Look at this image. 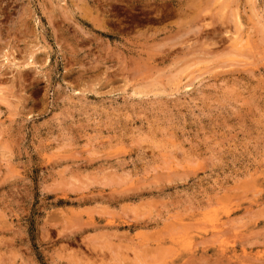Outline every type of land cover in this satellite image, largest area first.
Here are the masks:
<instances>
[{"label": "rangeland", "instance_id": "rangeland-1", "mask_svg": "<svg viewBox=\"0 0 264 264\" xmlns=\"http://www.w3.org/2000/svg\"><path fill=\"white\" fill-rule=\"evenodd\" d=\"M0 264H264V0H0Z\"/></svg>", "mask_w": 264, "mask_h": 264}, {"label": "bare ground", "instance_id": "bare-ground-1", "mask_svg": "<svg viewBox=\"0 0 264 264\" xmlns=\"http://www.w3.org/2000/svg\"><path fill=\"white\" fill-rule=\"evenodd\" d=\"M202 1V0H201ZM210 2V1H209ZM190 4V3H189ZM192 4V3H191ZM159 6V5H158ZM196 5H194L193 7H195ZM165 7H167V6H165ZM186 7V6H185ZM193 7H191V8H193ZM197 7V6H196ZM190 8L188 7V10H189ZM195 9V8H194ZM185 10H187V9H185ZM197 10V9H196ZM205 10V9H204ZM169 11V10H168ZM167 11V12H168ZM192 11H194L193 9H192ZM171 12V11H170ZM187 12V11H186ZM185 12V13H186ZM173 13V12H172ZM175 13V12H174ZM175 15V14H174ZM177 15V14H176ZM180 15L181 14H179V17H180ZM200 15V14H199ZM173 16V15H172ZM178 16V15H177ZM182 16V15H181ZM186 16V15H185ZM188 16V15H187ZM194 17H195V15H194ZM184 18V17H183ZM189 18H191V17H189ZM189 18H188V20H189ZM192 18H193V16H192ZM196 18V17H195ZM237 18V17H236ZM238 19V18H237ZM185 20V19H184ZM228 21V20H227ZM186 22V21H185ZM184 22V23H185ZM190 27V26H189ZM188 28V27H187ZM192 28V27H191ZM184 29V28H183ZM187 30V29H186ZM237 30V29H236ZM239 30V29H238ZM187 32V31H186ZM194 32V31H193ZM188 33V32H187ZM179 37V36H178ZM239 37V36H238ZM183 38V37H182ZM239 40V39H238ZM244 42H247V41H244ZM242 43V41L239 43V46H240V44ZM243 45V44H242ZM236 46V45H235ZM238 46V45H237ZM233 47H234V44H233ZM242 47V46H241ZM235 48V47H234ZM239 48V47H238ZM243 49V48H242ZM232 50V49H231ZM190 54V53H189ZM153 247H154V245H153ZM155 248H157V247H155Z\"/></svg>", "mask_w": 264, "mask_h": 264}]
</instances>
